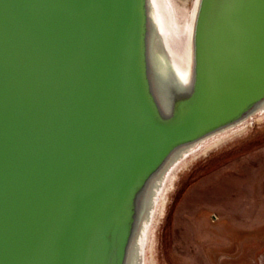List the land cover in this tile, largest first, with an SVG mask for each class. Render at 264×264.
Segmentation results:
<instances>
[{
	"label": "water",
	"instance_id": "95a60500",
	"mask_svg": "<svg viewBox=\"0 0 264 264\" xmlns=\"http://www.w3.org/2000/svg\"><path fill=\"white\" fill-rule=\"evenodd\" d=\"M0 0V264H130L174 158L264 107V0ZM154 197L153 201H156Z\"/></svg>",
	"mask_w": 264,
	"mask_h": 264
},
{
	"label": "rangeland",
	"instance_id": "374dc122",
	"mask_svg": "<svg viewBox=\"0 0 264 264\" xmlns=\"http://www.w3.org/2000/svg\"><path fill=\"white\" fill-rule=\"evenodd\" d=\"M245 125L177 175L147 230L155 264H264V113Z\"/></svg>",
	"mask_w": 264,
	"mask_h": 264
},
{
	"label": "bare ground",
	"instance_id": "6f19581e",
	"mask_svg": "<svg viewBox=\"0 0 264 264\" xmlns=\"http://www.w3.org/2000/svg\"><path fill=\"white\" fill-rule=\"evenodd\" d=\"M152 4L154 6L153 8L155 12L156 27L160 30V34L169 50L170 55L178 61L177 63H183L184 58L182 51L188 47V37L190 32V22L192 18V7L194 5V0L192 2V7L190 8L188 7V0H152ZM259 113H264V107ZM245 123L246 121L234 126L233 128H230L229 130L223 131L217 135L205 139L198 144L187 148L181 153H178V155L170 163L171 165H169L165 170L166 172H164L160 180L154 185L150 195V202L153 207L155 202L153 201L154 197L158 198L160 188L162 185H164L161 194L160 205L156 206L155 210L153 209V211L152 209L149 210V206L146 216L143 218L138 238L133 245L130 264H155L152 253V237L151 240H148L149 255H146L145 241H147V230L150 226V223L155 221L156 215L159 216L161 214L165 206L164 197L167 194V191H169V188H172L174 185L173 182L176 180V177L181 172V170L187 167V163L199 159L200 156L205 155L221 144L231 140L235 136L240 135L248 127L245 125ZM163 198L164 200L162 201Z\"/></svg>",
	"mask_w": 264,
	"mask_h": 264
}]
</instances>
